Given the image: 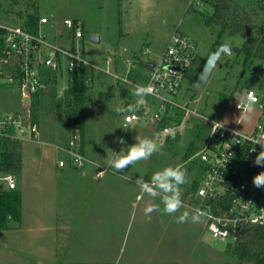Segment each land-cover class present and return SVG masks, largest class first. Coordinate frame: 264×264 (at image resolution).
Returning <instances> with one entry per match:
<instances>
[{"label": "rangeland", "instance_id": "374dc122", "mask_svg": "<svg viewBox=\"0 0 264 264\" xmlns=\"http://www.w3.org/2000/svg\"><path fill=\"white\" fill-rule=\"evenodd\" d=\"M237 1L255 10L254 37L261 36L264 0ZM212 12L210 5L199 0H0V25L25 29L30 16L45 17L49 23L39 25L38 33L47 35L52 44L65 51L77 53L79 49L80 56L94 67L90 70L95 97L86 105L82 132L86 159L110 166L112 151L126 149L136 142V136L151 138L160 147L159 153L121 173L110 167L112 185H106L99 194L85 192L80 196L76 191L60 189L55 192V186L61 188L63 181L40 178L36 161L44 153L46 158H63L72 165L68 155L50 147L68 146L75 132L66 119L55 116L57 99L65 95L70 84L69 58L60 56L56 72L42 69L46 87L36 95L40 139L38 143L27 139L20 142L23 166L16 178L21 192V218L9 224L18 230L0 231V264H259L239 260L233 245L214 238L206 218L201 217L198 223L176 222L182 212L191 213L196 207L193 194L205 177L198 155L213 143V123L253 134L264 105V73L250 68L243 55L238 56L236 49L247 41L240 35L222 36L233 53L221 57L204 89L197 88L196 79L221 32L207 23ZM66 20L73 21L75 28L69 29ZM76 28L82 29L80 39L75 36ZM176 34L190 39L197 49L181 91L176 96L168 95L192 113L185 115L180 136L168 140L157 123L143 120L124 125L128 111L118 113L115 109L134 104L137 97L127 100L123 92L133 93L132 84L148 86L151 70L146 64L159 63ZM92 35L99 37L98 43L91 41ZM111 86L115 87V97L101 103L99 94L107 93ZM247 91L257 93L261 102L243 114L236 105L245 99ZM148 99L152 112L158 111V101ZM26 112L19 85H0V116ZM174 112L185 114L179 108ZM176 165L186 170L189 182L181 186L183 207L168 215L163 212L161 199L141 192L135 180L143 176L148 181L156 171ZM148 203L159 206L150 217L144 212ZM92 205L103 206L106 211L93 215L86 210V214L71 213L73 208ZM83 222L96 224L74 228ZM62 224L71 228L49 230Z\"/></svg>", "mask_w": 264, "mask_h": 264}, {"label": "built area", "instance_id": "2783aa9c", "mask_svg": "<svg viewBox=\"0 0 264 264\" xmlns=\"http://www.w3.org/2000/svg\"><path fill=\"white\" fill-rule=\"evenodd\" d=\"M48 23L49 20L45 17L40 21V25ZM65 25L69 29L75 28L71 20H66ZM75 36L78 39L83 37L81 28L75 29ZM196 49V44L190 39L179 34L172 37L164 56L151 69L148 86H151L152 94L145 97V104L125 114V125L143 120L159 125L168 119L170 124L160 128L164 136H180L183 121L179 123L181 114L174 112V109L183 110L184 118L192 112L172 98L169 99L168 95L176 96L181 91L182 82L189 75ZM60 56L69 58L70 71L80 64L94 68L80 56L79 49L77 53L68 52L52 44L45 34H34L23 28L0 25V85L17 83L27 111L24 115L0 116V139L39 142V124L33 120L32 101L46 87L41 70L56 72L60 67ZM113 77L117 78L114 75ZM148 97L158 101V111L152 112ZM260 102L257 93L247 91L245 99L236 105V110L244 114L249 105ZM213 124L216 129L213 143L198 155L204 165L205 177L202 185L196 188L193 200L196 203L195 208H200L205 213L202 217L206 218L208 229L214 238L236 245L250 228H264V188H257L252 182L256 174L264 171V167L253 163L262 150L253 141L264 139V105L253 134L243 133L236 127ZM78 140L79 135L75 131L68 147L61 150L69 156L75 167L92 165L99 169L97 174L103 176L109 168L86 159L78 150ZM252 148H255V152L251 151ZM66 164L65 160H60L58 166L63 168ZM1 184L15 190L17 178L14 175L0 177Z\"/></svg>", "mask_w": 264, "mask_h": 264}, {"label": "trees", "instance_id": "16d2710c", "mask_svg": "<svg viewBox=\"0 0 264 264\" xmlns=\"http://www.w3.org/2000/svg\"><path fill=\"white\" fill-rule=\"evenodd\" d=\"M212 7L213 12L207 17L209 26L220 28V36L213 52L224 45L222 36L225 33L240 35L247 38L245 45L236 49L238 56H244L245 63L252 69L264 73V33L254 37L256 12L246 4L237 0H199ZM263 9V8H262ZM44 17L30 16L25 30L37 34L41 19ZM256 62L260 64L259 70ZM91 68L82 64L76 65L71 71L70 84L65 95L57 99L55 116L58 120L66 119L73 125L82 137L86 119V105L93 100V80ZM198 79V78H197ZM196 79V80H197ZM115 97V87L111 86L107 93L99 94L101 103L109 102ZM38 97L32 101L33 120L38 122ZM184 114L179 116V123L183 121ZM170 124L165 119L159 124L162 128ZM23 166V149L20 142L9 139H0V177L7 175L17 176ZM21 194L18 189L10 190L6 187L0 189V231L14 229L10 222L21 218ZM234 246L236 256L241 261H256L264 264V228H250Z\"/></svg>", "mask_w": 264, "mask_h": 264}, {"label": "clouds", "instance_id": "9594fccd", "mask_svg": "<svg viewBox=\"0 0 264 264\" xmlns=\"http://www.w3.org/2000/svg\"><path fill=\"white\" fill-rule=\"evenodd\" d=\"M132 94L137 97L135 104H130L126 108L117 107L115 109L116 112L123 113L138 109L145 104V97L152 94V88L151 86L136 85ZM248 110L252 111L251 105H249ZM135 141L134 144L128 146L126 149L122 148L119 152L112 151L110 167L115 169L117 173L123 172L129 166H133L140 161L148 160L154 154L160 152V147L151 138L136 136ZM253 143L259 144L262 149L256 155L253 163L256 166L264 167V139L254 140ZM251 151L255 152V148H252ZM125 178L128 179V177ZM188 182L187 172L181 165L164 167L162 170L153 173L148 181L143 176H139L135 180L141 192L153 199L157 197L161 199L164 205L163 212L168 215H174L183 207L181 186ZM252 182L255 187L264 188V171L256 174ZM154 211H159L158 205L148 203L144 208L145 214L149 217ZM204 214L200 208L193 209L191 213L184 211L177 217L176 222L178 224L189 221L198 223Z\"/></svg>", "mask_w": 264, "mask_h": 264}, {"label": "crops", "instance_id": "0c3cea01", "mask_svg": "<svg viewBox=\"0 0 264 264\" xmlns=\"http://www.w3.org/2000/svg\"><path fill=\"white\" fill-rule=\"evenodd\" d=\"M123 93H124V96L126 97L127 100L134 99V97H135L128 90H125ZM134 102H135V100H134ZM129 126H131V125H129ZM73 133H75V132H73ZM169 139L170 138H168V140ZM82 141H83L82 137H80V135H79L78 150H79V152L82 155H84L85 149H84V145H83ZM50 147L54 148L56 150L60 149V151H62L61 150L62 148H66L68 146L66 145V146L60 148L59 145H50ZM37 158L38 159H37L36 162H37V165H38L39 168L37 169L36 173L39 174L38 176H40V178H45L48 181H49V179H51V180L54 179L55 181H60V180L63 181L62 184H61L62 185L61 188L59 186H57V185L55 186V190H54L55 192H57L60 189L61 191H66V192H68L70 190H72L73 192L76 191L77 194L80 195V196H82L85 192H87L89 195H92V194L95 195V193L96 194L101 193V191L103 189H105L106 185H108V187L110 185H112V184H110V183H112V181H110V177L108 176V174H111L110 173L111 172L110 171L111 170L110 166H106L105 168H109V170L103 176H99L97 174L99 169L96 168L95 166H92V165H89V167H87L86 169L81 170V172H82L81 173L80 172L81 168H77L74 165H71L69 163V161L67 162L65 167H63V168L59 167L58 166L59 161L60 160H65L63 158H59L58 160L54 161L50 157L46 158L44 153H42V154L40 153V155H38ZM95 163H97V162H95ZM98 165H100L101 167H104L101 164H98ZM78 171H79V174H81L80 176L75 173V172H78ZM107 178H109V179L107 180ZM45 179H43V180H45ZM93 181H100V182H99L98 185H95V184H93ZM103 181H107L106 182L107 184L105 182H103ZM103 183H105V185H103ZM71 185H72V188L70 187ZM18 187H19V184H18V181H17V189H18ZM110 192H112V191H110ZM52 193L54 195V192H52ZM20 194H21V192H20ZM63 194L64 193L62 192V195ZM136 197L139 198V195H137ZM84 210L87 211L88 215L89 214L93 215V213L94 214L95 213L96 214H100V213H104L106 211L103 208V206H97L96 207L95 205H92V207L89 206L87 209H84L83 207H80L79 209L78 208H73L71 213L72 214H75V213L86 214L84 212ZM98 220H99V218H98ZM94 221H97V219L94 220ZM95 224H96L95 222H93V223L83 222L82 224H80L78 226H74V228H77V229H84V228H88V227L91 228ZM70 228L71 227L62 224V225H59V226H57V225L56 226H52L51 228H49V230H51V231L52 230H58V229H60V230H68ZM14 230L16 231L18 229L14 228Z\"/></svg>", "mask_w": 264, "mask_h": 264}, {"label": "water", "instance_id": "95a60500", "mask_svg": "<svg viewBox=\"0 0 264 264\" xmlns=\"http://www.w3.org/2000/svg\"><path fill=\"white\" fill-rule=\"evenodd\" d=\"M91 41L93 43H98L99 42V37L96 35H92L91 36ZM233 53L232 48L229 45H222L220 46L217 51L213 52L210 57L208 58V60L206 61V64L203 68V70L201 71L197 81H196V86L199 89H204L209 81V79L211 78L213 71L215 69V67L217 66L219 60L221 59V57L224 54H229L231 55ZM146 67L151 70L154 68V63L152 62H148L146 64ZM28 102V100H26ZM4 188V185L1 184L0 185V189Z\"/></svg>", "mask_w": 264, "mask_h": 264}]
</instances>
